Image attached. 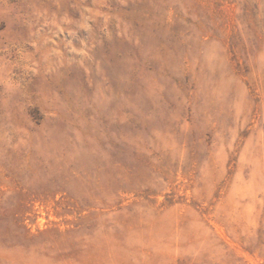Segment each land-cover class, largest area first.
I'll list each match as a JSON object with an SVG mask.
<instances>
[{"label": "rangeland", "instance_id": "1", "mask_svg": "<svg viewBox=\"0 0 264 264\" xmlns=\"http://www.w3.org/2000/svg\"><path fill=\"white\" fill-rule=\"evenodd\" d=\"M0 264H264V0H0Z\"/></svg>", "mask_w": 264, "mask_h": 264}]
</instances>
